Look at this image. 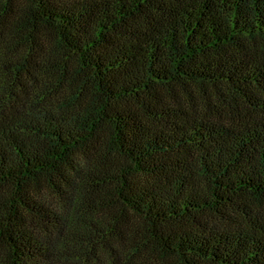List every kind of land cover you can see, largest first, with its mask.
I'll list each match as a JSON object with an SVG mask.
<instances>
[{
	"label": "trees",
	"instance_id": "trees-1",
	"mask_svg": "<svg viewBox=\"0 0 264 264\" xmlns=\"http://www.w3.org/2000/svg\"><path fill=\"white\" fill-rule=\"evenodd\" d=\"M0 264H264V0H0Z\"/></svg>",
	"mask_w": 264,
	"mask_h": 264
}]
</instances>
